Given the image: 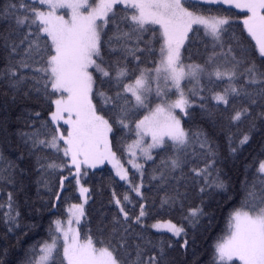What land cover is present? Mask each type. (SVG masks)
Listing matches in <instances>:
<instances>
[{
  "label": "snow or ice",
  "instance_id": "snow-or-ice-1",
  "mask_svg": "<svg viewBox=\"0 0 264 264\" xmlns=\"http://www.w3.org/2000/svg\"><path fill=\"white\" fill-rule=\"evenodd\" d=\"M0 264H264V0H0Z\"/></svg>",
  "mask_w": 264,
  "mask_h": 264
},
{
  "label": "trees",
  "instance_id": "trees-1",
  "mask_svg": "<svg viewBox=\"0 0 264 264\" xmlns=\"http://www.w3.org/2000/svg\"><path fill=\"white\" fill-rule=\"evenodd\" d=\"M10 151H11V150H10ZM6 155H9V153L6 152ZM9 158H14V157L11 156V155H9ZM33 193H34V189H33ZM61 211H63V206H62V208H61ZM223 227H224V224H223V222L221 221V222L219 223L218 228L216 229V231L219 232L221 229H223Z\"/></svg>",
  "mask_w": 264,
  "mask_h": 264
}]
</instances>
